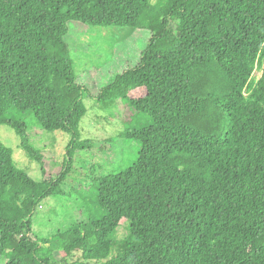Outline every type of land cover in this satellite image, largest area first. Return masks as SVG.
<instances>
[{
    "label": "trees",
    "instance_id": "trees-1",
    "mask_svg": "<svg viewBox=\"0 0 264 264\" xmlns=\"http://www.w3.org/2000/svg\"><path fill=\"white\" fill-rule=\"evenodd\" d=\"M75 26L150 33L139 62L92 98L149 122L124 132L140 145L135 162L94 177V212L81 195L86 220L42 237L32 218L65 194L72 156L88 145ZM29 115L43 133L71 136L56 179L43 177ZM2 125L42 172L31 178L0 141L5 264H264V0H0Z\"/></svg>",
    "mask_w": 264,
    "mask_h": 264
},
{
    "label": "rangeland",
    "instance_id": "rangeland-1",
    "mask_svg": "<svg viewBox=\"0 0 264 264\" xmlns=\"http://www.w3.org/2000/svg\"><path fill=\"white\" fill-rule=\"evenodd\" d=\"M149 38V32L136 29L79 26L72 29L69 40L75 60L74 70L79 77L78 83L85 86L90 95L84 96L83 103L87 112L79 124L80 140L88 145L72 156L73 165L61 184L65 194L46 199L42 202V208L36 210L32 218L34 235L45 237L57 233L58 229L85 221V209L80 198L82 195L87 200L86 206L94 212L91 205L95 192L94 177L120 173L135 162L140 145L133 140H126L123 135L126 130L147 126L148 117L140 116L139 119L136 117L132 120L129 110L121 101L105 107L95 103L92 98L117 73L139 62ZM253 76L259 78L260 72H253ZM140 95L132 93V96ZM31 116L28 117L29 122L26 120L27 131L31 145L41 151L44 157L43 177L52 176L56 179L60 170L66 171V147L71 136L60 131L43 133ZM0 141L13 149L16 163L23 171L37 181L42 179L39 164L18 148L19 140L9 127L0 126ZM94 218L100 219L101 215L96 213ZM123 222L117 232L118 239L125 235ZM5 263L6 259L2 258L0 264Z\"/></svg>",
    "mask_w": 264,
    "mask_h": 264
}]
</instances>
